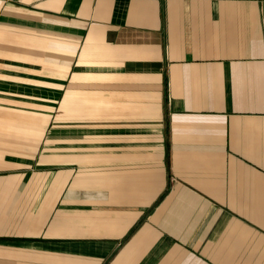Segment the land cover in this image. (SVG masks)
Instances as JSON below:
<instances>
[{
    "label": "crops",
    "instance_id": "crops-1",
    "mask_svg": "<svg viewBox=\"0 0 264 264\" xmlns=\"http://www.w3.org/2000/svg\"><path fill=\"white\" fill-rule=\"evenodd\" d=\"M0 202V264H264V0H0Z\"/></svg>",
    "mask_w": 264,
    "mask_h": 264
},
{
    "label": "rangeland",
    "instance_id": "rangeland-1",
    "mask_svg": "<svg viewBox=\"0 0 264 264\" xmlns=\"http://www.w3.org/2000/svg\"><path fill=\"white\" fill-rule=\"evenodd\" d=\"M51 114H52V117H51V121L47 122L43 127L41 126H37V127H30L29 129L33 132V133H37V137H34V139H36L37 141V144H38V150H44L43 147H45V144H46V141L50 140V139H47V135H51V130H56V129H59L60 127V124L61 122L58 120L60 118V105H55L52 110H51ZM58 127V128H57ZM40 130H46V134L44 137H40ZM19 133H22V132H19ZM20 135H25V134H20ZM55 138H53L52 140H54ZM57 140V139H55ZM59 141V139H58ZM72 143V142H70ZM55 145H59V144H55ZM39 156V154H38ZM39 159V158H37ZM8 203L6 202H0V211H3V210H6L8 209L7 207Z\"/></svg>",
    "mask_w": 264,
    "mask_h": 264
}]
</instances>
